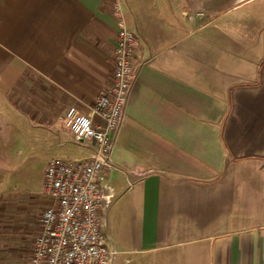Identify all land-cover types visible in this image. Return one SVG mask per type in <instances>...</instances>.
Here are the masks:
<instances>
[{"label": "crops", "instance_id": "1", "mask_svg": "<svg viewBox=\"0 0 264 264\" xmlns=\"http://www.w3.org/2000/svg\"><path fill=\"white\" fill-rule=\"evenodd\" d=\"M115 1L138 48L104 182L112 264H264V0H0V264H28L55 158L18 190L12 149L92 153L61 120L108 85Z\"/></svg>", "mask_w": 264, "mask_h": 264}, {"label": "built area", "instance_id": "2", "mask_svg": "<svg viewBox=\"0 0 264 264\" xmlns=\"http://www.w3.org/2000/svg\"><path fill=\"white\" fill-rule=\"evenodd\" d=\"M111 15L117 36L108 85L87 113L71 105L61 120L73 141L90 145L92 153L81 159L47 162L41 194L49 202L38 217L39 230L28 264H112L116 254L105 232L111 195L105 194L104 182L135 80L138 41L127 29L118 1L111 4Z\"/></svg>", "mask_w": 264, "mask_h": 264}, {"label": "rangeland", "instance_id": "3", "mask_svg": "<svg viewBox=\"0 0 264 264\" xmlns=\"http://www.w3.org/2000/svg\"><path fill=\"white\" fill-rule=\"evenodd\" d=\"M76 146L71 144L68 148H50L48 144H37V147L20 148L14 147L9 153L13 160H15L17 173L21 175V178L16 181L18 190L24 189V187H30L32 184L38 183L41 170L45 165L47 158H74V148ZM43 180V178H42ZM24 186V187H23ZM34 198H21L17 204L20 206L17 211L12 213V225L17 228V234L22 235L30 231V218L34 210Z\"/></svg>", "mask_w": 264, "mask_h": 264}]
</instances>
